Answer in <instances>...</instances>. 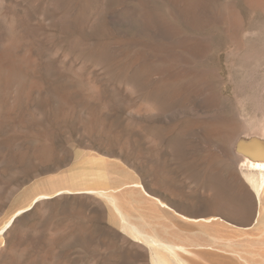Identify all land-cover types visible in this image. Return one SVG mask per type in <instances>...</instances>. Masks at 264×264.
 I'll return each mask as SVG.
<instances>
[{
  "label": "rangeland",
  "instance_id": "obj_1",
  "mask_svg": "<svg viewBox=\"0 0 264 264\" xmlns=\"http://www.w3.org/2000/svg\"><path fill=\"white\" fill-rule=\"evenodd\" d=\"M0 64V228L17 215L0 264H152L82 191L99 186L132 223L130 184L165 201L177 217L145 231L168 243L209 238L181 215L262 238L245 174L264 158V0H0ZM189 248L186 264L235 260Z\"/></svg>",
  "mask_w": 264,
  "mask_h": 264
},
{
  "label": "bare ground",
  "instance_id": "obj_2",
  "mask_svg": "<svg viewBox=\"0 0 264 264\" xmlns=\"http://www.w3.org/2000/svg\"><path fill=\"white\" fill-rule=\"evenodd\" d=\"M259 157H260V154H259ZM255 159H257V158H255ZM247 167H250V168L255 169V170L256 169L261 170L260 173L245 174V178L248 180V183H249L252 191L254 192L256 197L258 198L259 204H260V212L258 214V218H257L256 223L260 226L262 238L258 239V237H256L257 239H254L251 241L246 240V239H248L246 237H245L246 239L244 240V238H243L244 236L240 238V239L243 238V240H240L238 238L239 236L236 237L238 234L236 236H233V235H231V233H225V232L223 233V232H220L217 230H215V231L209 230L208 231V229H210V228H212V229L213 228H215V229H217V228L226 229L227 228V225H225L223 222H221V219H219V218H212V217L211 218H204L203 217L204 219L200 218V220H198V219L196 220V219H192V218L181 215V217L179 219L183 218V220H185V222L186 221L187 222H195L197 226H200L204 229V230H202L201 233L203 235H207L209 238H204L203 236H200V235H199L200 237L197 238L198 235L196 233V235H197L196 238L191 237L192 239L189 238L190 240L184 239L180 243H174V244L168 243V242H165L162 239L156 237V235L152 236V234H149V235L146 234V231H145L146 223H145V221H147V219L150 220L152 218L153 219H155V218L156 219H162L169 214H172V216L175 217L173 215V213L177 214V211L175 212L174 209H172L168 204L165 203V201L163 202L160 199L155 198L154 196H151L145 190V188L142 186V184H140V183L130 184L131 190L133 189L134 192L137 191V192L145 195L144 196V203L141 205V207L137 208L140 212V217H139L140 223H132L130 221V219L128 218L126 212L124 211V209H126V208L123 209L122 205L119 202V200H121L119 198V192H121V190L107 189L108 187L105 189V187L100 188L101 186H99V188H88V189L82 190V191L83 192L84 191L90 192L91 194H95V196L97 195V197L104 199L105 202L107 204H109L110 210L115 214V216L121 222L120 224H122L123 232H125L128 236L133 238L135 241L141 242L142 244H144L148 248V250L151 254V259H152V262L150 260V263H152V264H186V262L183 260L182 256H183V254H186V253L190 254V250L192 249V248L191 249L189 248L190 246L195 247V249L196 248L203 249L206 247H211L213 250L214 249L220 250V251H224L225 253H231L234 255V258L236 261L234 259H224V260H222L221 264H264V158L248 162ZM84 177L87 180H88V178L93 177V178L97 179L98 181H103L106 179V173H105L104 169L95 170L92 174L91 173L85 174ZM85 184H87V183L85 182ZM70 191H72V190H70V189L59 190V191H57L55 193H51V194L45 193V194L36 195L35 198L32 200V202L28 205V207H26V210H27V208L29 210L37 202L38 203H39V201L41 202V200L43 201L44 199H49V198L51 199V198L57 196V194H59L61 192L66 193V192H70ZM134 203L136 204L138 202H134ZM23 210H20L19 215L25 211V210L24 211ZM16 216L17 215L11 217L10 219H8V221L3 226H1V228H0V241L3 240L4 235L7 236L5 233H7L11 230L10 228L13 226V223H14ZM129 217H130V215H129ZM167 217L170 218V216H167ZM136 218H138V217H136ZM156 221H158V220H156ZM147 223H150V222H147ZM169 223H170V220H169ZM147 226H148V224H147ZM227 229H229V228H227ZM258 232L260 233V231H258ZM151 233H154V232H151ZM242 235H245V234H242ZM194 236H195V234H194ZM252 237L253 236H251L250 238H252ZM3 243H5V242H3ZM193 251H196V250H193ZM201 252H202V250H201Z\"/></svg>",
  "mask_w": 264,
  "mask_h": 264
}]
</instances>
